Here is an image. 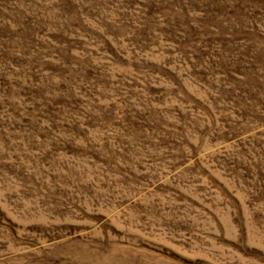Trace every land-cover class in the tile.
I'll list each match as a JSON object with an SVG mask.
<instances>
[{
  "label": "rangeland",
  "instance_id": "1",
  "mask_svg": "<svg viewBox=\"0 0 264 264\" xmlns=\"http://www.w3.org/2000/svg\"><path fill=\"white\" fill-rule=\"evenodd\" d=\"M0 264H264V0H0Z\"/></svg>",
  "mask_w": 264,
  "mask_h": 264
}]
</instances>
